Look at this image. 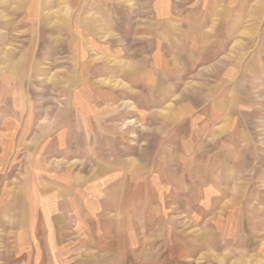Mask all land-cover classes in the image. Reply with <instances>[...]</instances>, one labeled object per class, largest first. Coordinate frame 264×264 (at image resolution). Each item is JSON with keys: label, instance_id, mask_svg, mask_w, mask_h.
<instances>
[{"label": "rangeland", "instance_id": "374dc122", "mask_svg": "<svg viewBox=\"0 0 264 264\" xmlns=\"http://www.w3.org/2000/svg\"><path fill=\"white\" fill-rule=\"evenodd\" d=\"M35 1L0 0V132L17 118V93L3 81L15 79L9 69L62 65L64 14L34 12ZM154 1L119 0L103 20L134 43ZM174 1L192 15L179 20L211 24L209 53L183 69V91L168 94L167 111L137 110L128 136L103 141L120 150L119 180L98 213L84 216V234L67 230L55 252L47 237L38 252H21L14 222L0 217V264H264V0ZM245 20L247 53L242 38L222 80L210 67L213 46L228 40V22Z\"/></svg>", "mask_w": 264, "mask_h": 264}, {"label": "crops", "instance_id": "0c3cea01", "mask_svg": "<svg viewBox=\"0 0 264 264\" xmlns=\"http://www.w3.org/2000/svg\"><path fill=\"white\" fill-rule=\"evenodd\" d=\"M174 4L155 0L143 6L149 20L138 40L125 44L115 24L103 20V14L117 11L119 0L35 3L34 12L64 14L65 35L56 40L63 47L59 69L13 67L5 76L15 79L3 80L17 93L18 111L0 132V217L14 222L9 226L21 252H38L41 237L55 252L57 238L67 230L84 234V216L98 213L95 206L103 204L105 190L119 180L120 150L105 148L103 141L128 136L129 116L137 110L167 111L168 94L183 91V69L194 68L195 56L209 53L211 24L179 20L192 15L179 14ZM226 25L231 33L214 44L218 65H210L220 67L222 80L235 69L231 55L241 58L236 46L242 38L247 53V21ZM35 89L41 94L34 95ZM151 98L159 103H149ZM38 108L51 111L37 115Z\"/></svg>", "mask_w": 264, "mask_h": 264}]
</instances>
